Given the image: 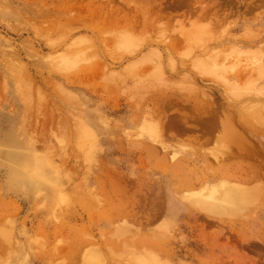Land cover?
Wrapping results in <instances>:
<instances>
[{
	"label": "rangeland",
	"instance_id": "obj_1",
	"mask_svg": "<svg viewBox=\"0 0 264 264\" xmlns=\"http://www.w3.org/2000/svg\"><path fill=\"white\" fill-rule=\"evenodd\" d=\"M179 1L0 0V264H264V0Z\"/></svg>",
	"mask_w": 264,
	"mask_h": 264
},
{
	"label": "bare ground",
	"instance_id": "obj_2",
	"mask_svg": "<svg viewBox=\"0 0 264 264\" xmlns=\"http://www.w3.org/2000/svg\"><path fill=\"white\" fill-rule=\"evenodd\" d=\"M180 3H183V1L182 2H181V0L179 1V6H180ZM187 3H189V1ZM185 4L186 3L184 1V5ZM92 5H94V4H92ZM107 6H109V4ZM73 7H74V5H73ZM77 7L79 8V6H77ZM77 7H76V9H77ZM89 8H92V7H89ZM155 8H157V7H155ZM91 11H93V10L91 9ZM202 32H203V30H202ZM67 60H69V59L65 58L64 56H60V57H57L55 61H58L60 67H62V66H67L69 64V62ZM196 65L197 66L199 65L200 67L202 66L201 63H199V64L197 63ZM204 65H203V68H204ZM57 66H58V64H57ZM207 67H205V69H203V68L202 69L207 71V70H209V69H206ZM58 69H60V68H58ZM207 72H209V71H207ZM25 88H27V87H25ZM24 91H26V90H24ZM87 131H88V129H87ZM83 132L84 131L82 130L81 133H83ZM81 133H79V134H81ZM85 133H86V130H85ZM87 135H90V134L88 133ZM7 142L9 143V141H7ZM14 145H16L15 142H10L9 145H7V146H14ZM0 157L13 159L14 155L8 149H1L0 150ZM18 163H19L20 167H17V169L10 171V176H9V180H8L9 184L19 185V183H20L19 180L22 177H24V178L28 177L31 179V180L29 179L30 181H41L43 183V185H50L52 183L53 187L54 188L56 187V184L52 182L51 172H49L47 169L48 160L45 157L40 158L37 156H33L29 153L27 155L26 154L20 155V157L18 159ZM239 184H234V183H230V182H222V183L217 184V185H215L209 189H206V190L203 189L198 194H192L190 196L189 195L186 196L188 198V200L185 196L183 198L187 202L189 201L188 203L191 207L198 208V209H200L206 213L215 214L214 212L218 211V212L223 213V214H225V213L227 214V212H230V214H231V212H235L238 209H240L242 207H246V205H248V204H251L253 199L255 200L256 196L259 193L258 188H254V186H248L249 185L248 184V185H245L246 186L245 187V186L239 185ZM255 184H257V183H255ZM255 187H256V185H255ZM51 196H52V194H51ZM64 202H65V200L63 201V203ZM242 209H244V208H242ZM95 257H97V256H95ZM143 260H146V259H143ZM138 261L140 263V260H138ZM141 263L145 264L144 261H142ZM96 264H102L101 258L99 256L96 258Z\"/></svg>",
	"mask_w": 264,
	"mask_h": 264
}]
</instances>
